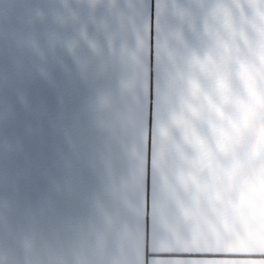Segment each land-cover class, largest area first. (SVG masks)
<instances>
[{
    "label": "crops",
    "instance_id": "crops-1",
    "mask_svg": "<svg viewBox=\"0 0 264 264\" xmlns=\"http://www.w3.org/2000/svg\"><path fill=\"white\" fill-rule=\"evenodd\" d=\"M138 4L150 15L137 17L133 31L124 136L109 149L114 198L105 207L131 226L137 264H264V147L243 145V0ZM256 9L255 30L264 34ZM87 35L105 43L95 26ZM20 83L0 44V214L7 208L9 218L19 216L21 178H44L50 207L62 190L46 162L49 146L62 141L41 140L25 124L58 123L56 94L29 83L25 112L15 97ZM91 157L85 146L72 162L94 189L84 167ZM6 259L0 250V264Z\"/></svg>",
    "mask_w": 264,
    "mask_h": 264
},
{
    "label": "clouds",
    "instance_id": "clouds-1",
    "mask_svg": "<svg viewBox=\"0 0 264 264\" xmlns=\"http://www.w3.org/2000/svg\"><path fill=\"white\" fill-rule=\"evenodd\" d=\"M138 7V0H0V44L21 81L17 103L32 111L27 85L35 82L55 92L59 108L50 129L25 124L33 136L62 141L49 146L46 161L62 185L53 206L38 209L33 222L9 218L7 208L0 214L5 264H137L131 226L105 201L114 198L109 149L124 136ZM257 7L264 10V3L244 4L249 19ZM89 26L105 43L88 37ZM85 146L92 157L84 167L98 181L94 189L72 162ZM119 199L126 208L125 193Z\"/></svg>",
    "mask_w": 264,
    "mask_h": 264
},
{
    "label": "rangeland",
    "instance_id": "rangeland-1",
    "mask_svg": "<svg viewBox=\"0 0 264 264\" xmlns=\"http://www.w3.org/2000/svg\"><path fill=\"white\" fill-rule=\"evenodd\" d=\"M248 2L249 0H243L245 148L264 147V34L260 32L258 35L257 23L255 30L254 18L249 19L245 12L244 4ZM259 14L260 23H264V10H259ZM261 28H264V24ZM39 156L40 159L35 162L36 166L43 165L42 153ZM248 156L250 154H245V157ZM43 180L44 178L36 176L34 179L21 178L19 217L26 222L34 221V214L38 209L50 208V203L44 201Z\"/></svg>",
    "mask_w": 264,
    "mask_h": 264
},
{
    "label": "snow or ice",
    "instance_id": "snow-or-ice-1",
    "mask_svg": "<svg viewBox=\"0 0 264 264\" xmlns=\"http://www.w3.org/2000/svg\"><path fill=\"white\" fill-rule=\"evenodd\" d=\"M136 15L137 17L141 18V21H143V19L145 18V16L150 15L149 11L144 8V7H138L137 11H136Z\"/></svg>",
    "mask_w": 264,
    "mask_h": 264
}]
</instances>
